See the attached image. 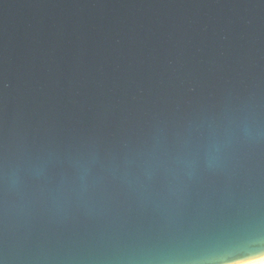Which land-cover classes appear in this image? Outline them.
<instances>
[{
  "label": "water",
  "instance_id": "95a60500",
  "mask_svg": "<svg viewBox=\"0 0 264 264\" xmlns=\"http://www.w3.org/2000/svg\"><path fill=\"white\" fill-rule=\"evenodd\" d=\"M264 256V0H0V264Z\"/></svg>",
  "mask_w": 264,
  "mask_h": 264
},
{
  "label": "bare ground",
  "instance_id": "6f19581e",
  "mask_svg": "<svg viewBox=\"0 0 264 264\" xmlns=\"http://www.w3.org/2000/svg\"><path fill=\"white\" fill-rule=\"evenodd\" d=\"M241 264H264V256L241 263Z\"/></svg>",
  "mask_w": 264,
  "mask_h": 264
}]
</instances>
